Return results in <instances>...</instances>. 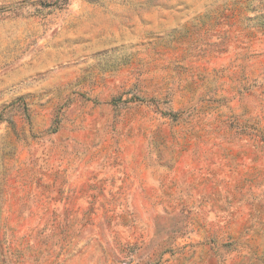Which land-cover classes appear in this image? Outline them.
Here are the masks:
<instances>
[{"label":"rangeland","instance_id":"obj_1","mask_svg":"<svg viewBox=\"0 0 264 264\" xmlns=\"http://www.w3.org/2000/svg\"><path fill=\"white\" fill-rule=\"evenodd\" d=\"M264 264V0H0V264Z\"/></svg>","mask_w":264,"mask_h":264},{"label":"built area","instance_id":"obj_2","mask_svg":"<svg viewBox=\"0 0 264 264\" xmlns=\"http://www.w3.org/2000/svg\"><path fill=\"white\" fill-rule=\"evenodd\" d=\"M121 264H137V263H136V259H134L133 257H128L123 259Z\"/></svg>","mask_w":264,"mask_h":264}]
</instances>
